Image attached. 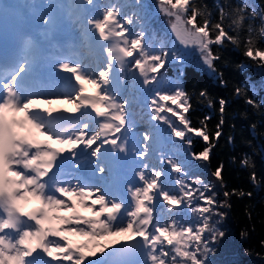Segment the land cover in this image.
I'll list each match as a JSON object with an SVG mask.
<instances>
[{
    "label": "trees",
    "instance_id": "trees-1",
    "mask_svg": "<svg viewBox=\"0 0 264 264\" xmlns=\"http://www.w3.org/2000/svg\"><path fill=\"white\" fill-rule=\"evenodd\" d=\"M100 4L110 35L131 39L126 64L155 117L140 138L162 264H264V0Z\"/></svg>",
    "mask_w": 264,
    "mask_h": 264
},
{
    "label": "rangeland",
    "instance_id": "rangeland-1",
    "mask_svg": "<svg viewBox=\"0 0 264 264\" xmlns=\"http://www.w3.org/2000/svg\"><path fill=\"white\" fill-rule=\"evenodd\" d=\"M41 1L48 4V12L54 16L59 34L55 40L56 46L54 41L47 43L45 49L50 51L56 47V50H63L67 54L58 57L46 55L42 58L46 62L43 66L46 70L50 66L60 70L58 85L48 91L31 92V99H27L25 105L39 101L43 103L34 121L38 133L45 136L39 148H51L52 154L57 155L54 159L50 156L47 161L58 163L70 160L57 173L64 170L72 175L68 179H53L50 175L37 186L30 185L28 188L31 193L23 199L25 201L38 192L44 193L48 201L44 209L52 210L54 218L61 220L58 229H51L45 238L44 248H49L48 256L26 257L27 248L18 246L19 237L25 233L23 230L19 233L13 229L2 234L0 248L5 254L18 259L20 264H117L118 238L125 234L132 238L140 231L148 232L150 223L156 218L158 206L153 212H146L152 197L150 188L154 183L151 181L153 177L148 176V167L143 160L141 143L145 139L140 138V132L155 117L149 97L143 96V85L137 83L126 64L125 55L131 50V39L125 40L122 33L116 34L124 26L116 28L114 35H110L108 13L101 8L102 0ZM86 2H90L91 6L85 7ZM89 20H93V23L87 22ZM165 26H168L167 23ZM188 32L183 26L175 27V35L178 33V41H183L187 51L191 45L187 40ZM151 42L148 39L150 45ZM158 43L165 47L162 40ZM26 58L28 60L23 62L28 65L30 56ZM205 61L209 62L208 59ZM61 63H66L67 67H62ZM69 72L72 81L64 84V77ZM90 87L95 88V94L87 93ZM135 88L141 90L139 94H135ZM53 99L66 102L69 112L61 124L50 126L46 102ZM143 99L145 101L142 103ZM131 103L133 106L129 107ZM140 103L147 108V122L140 111L136 112L142 106ZM131 108L133 111L136 109V118H131L128 113ZM155 135L159 147H162L163 136L159 128H155ZM51 142H57L58 146L50 147ZM34 163L31 173L38 167L39 161ZM86 176L93 177V180H86ZM64 190L71 191V194L64 197ZM72 199L79 203L80 211L72 210ZM137 203L142 204L139 210L136 208ZM43 211V208H33L29 214L34 216ZM42 217L45 218L42 223L47 225L51 216L42 213ZM18 224H28L30 227L26 232L32 234L39 223L19 218ZM156 228L158 231L161 227L157 225ZM55 232L61 237H53ZM151 233V246L142 264H162L164 255L159 249L160 238L153 237L152 230ZM174 237L176 234L173 232L168 242L177 246ZM67 239L70 245L64 242ZM33 246L38 250L42 248L38 243Z\"/></svg>",
    "mask_w": 264,
    "mask_h": 264
},
{
    "label": "bare ground",
    "instance_id": "bare-ground-1",
    "mask_svg": "<svg viewBox=\"0 0 264 264\" xmlns=\"http://www.w3.org/2000/svg\"><path fill=\"white\" fill-rule=\"evenodd\" d=\"M48 4H45L41 0H28V12L26 18L29 21V30L31 32H37L40 37L42 38V42L49 43L52 41L51 38L55 39L57 35V23L52 15V13L48 12ZM57 27V28H56ZM45 48H41L39 45L32 43L28 47V51L26 52L27 55L32 56V57H37V59L42 58V56L45 55L46 50ZM66 64V63H65ZM51 67H49L46 71L44 70L42 75L35 74V78L39 77L40 78L45 75L49 76L50 78L52 77L53 80L60 75V71H53L50 70ZM23 87H26V89H31L32 86H30V82L26 81ZM23 101H16L15 105L18 109H22L20 113H18L16 120L17 123L23 132L24 136L29 137L32 142L38 143L40 142V139H42V136L38 133L36 124L34 123L35 119L38 118L40 112H41V107L40 104L41 102H33L29 107H25L23 105ZM87 104V103H86ZM91 104V103H89ZM23 105V107H22ZM57 118H63L64 120L67 118L66 115H61L59 116L58 114H55ZM52 119L51 116H48V120ZM63 120V121H64ZM53 122V121H52ZM50 126H54V124L49 123ZM24 128V129H23ZM28 153V154H27ZM48 154H51V151L49 149H40V150H35L32 145H24L22 150H21V159H20V166L17 168L19 173H21V181L24 179L27 182V187L29 185V182L32 181V176H31V171L30 167L27 166L28 164L24 162L23 158L24 156H34L37 160H40L42 158L47 157ZM57 157L55 153H53V158ZM135 167L132 168V170ZM23 178V179H22ZM26 190V189H25ZM24 192H19L16 190H12L11 192L8 191H2L0 192V217L2 215L7 214L8 216L12 217L14 221V226L15 228L18 227L17 219L14 217V213L10 206L8 205V199L10 197H15L17 199H22L25 197L28 193H30V189L27 188V191ZM81 210V207H79V210ZM28 213V212H27ZM42 213L44 212H38L35 216H30L28 218V221L34 220V221H39V220H44L42 217ZM52 215V214H51ZM53 216V215H52ZM28 225L22 226L21 225V230H27ZM56 233V232H55ZM126 240V239H124ZM123 240V241H124ZM122 242V241H121ZM3 254V253H2ZM33 254V253H32ZM34 254H37L39 258H44V256H48L47 251L41 249L38 251H34ZM142 264V263H141Z\"/></svg>",
    "mask_w": 264,
    "mask_h": 264
},
{
    "label": "water",
    "instance_id": "water-1",
    "mask_svg": "<svg viewBox=\"0 0 264 264\" xmlns=\"http://www.w3.org/2000/svg\"><path fill=\"white\" fill-rule=\"evenodd\" d=\"M261 156L264 161V147H261ZM150 230L141 235L126 239L117 246V264H141L149 250Z\"/></svg>",
    "mask_w": 264,
    "mask_h": 264
}]
</instances>
